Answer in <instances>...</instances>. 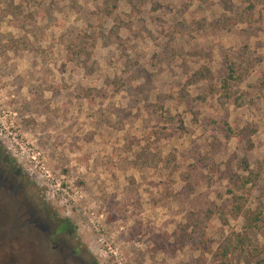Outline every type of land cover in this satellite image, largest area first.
<instances>
[{"label":"clouds","instance_id":"9594fccd","mask_svg":"<svg viewBox=\"0 0 264 264\" xmlns=\"http://www.w3.org/2000/svg\"><path fill=\"white\" fill-rule=\"evenodd\" d=\"M158 2L161 7L153 10L152 0H117L115 11L105 17L90 15L105 7L103 0H0V169L20 171L25 198L55 226L53 235L67 241L63 251L44 248L40 264H186L190 256L201 255L204 264H264V46L256 47L257 41L264 45V30L245 33L249 26L264 29V0H231L234 7L227 11L217 0ZM17 7L22 10L19 21L14 20ZM29 14L32 19H25ZM153 17L162 25L154 24ZM221 17L226 30L217 28L213 34L207 27L195 29L202 19L211 24ZM141 20L153 38L147 34L127 43L130 31L123 29L116 40L122 47H100L101 27L107 36L113 25L131 22L134 32ZM89 23L93 27H87ZM180 23L187 30H180ZM69 24L70 36L65 33ZM70 43L78 47L69 51ZM165 44L176 54L157 64L150 57L163 55ZM205 45L212 49L211 62L179 55ZM221 48L233 65L231 89L239 99L234 103L229 96L225 101L232 133L219 139L229 156L235 153L246 159V168H237L234 161L233 170L247 182L232 193V198L240 199L230 203V222L216 232L206 252H192L184 244L173 252L169 245L180 235L178 225H184L174 198L180 189L165 179L161 164L142 167L137 159L145 143L155 140L154 129L142 127L148 112L141 101L136 106L140 116L130 124L119 121L113 109L128 107L125 88L144 83L126 68L127 58L153 74L149 102L155 104L160 92L171 93L173 99L163 109L181 113L186 125L191 114L185 113L184 103H176L177 82L190 96H204L198 119L223 115L216 103L221 93L214 92L209 99L206 80L186 84L201 66L215 71ZM86 56L88 64L96 62L91 73L81 63ZM181 62L187 64L186 72L177 67ZM61 64L63 72L57 71ZM188 126L200 134L198 125ZM246 126L252 130L244 139L238 131ZM129 133L148 139L129 148ZM165 146L169 142L161 140L160 150ZM161 180L164 183L156 186L149 183ZM153 236H162L164 242ZM12 243L0 233V249Z\"/></svg>","mask_w":264,"mask_h":264},{"label":"rangeland","instance_id":"374dc122","mask_svg":"<svg viewBox=\"0 0 264 264\" xmlns=\"http://www.w3.org/2000/svg\"><path fill=\"white\" fill-rule=\"evenodd\" d=\"M103 2L105 7L103 9H98L97 13H91L90 15L102 14L105 17H110L118 6L117 0H103ZM129 2L143 3L144 0H129ZM152 2L153 10L161 7L158 0H152ZM201 2L203 3L205 0H201ZM217 2L225 11L234 7L231 0H217ZM109 4L111 8L108 7ZM166 10L170 11V9ZM21 11L22 10L18 7L14 9V20L19 21ZM108 11L111 12L110 15L107 14ZM248 11L250 15V8ZM0 18H2V13H0ZM25 19L31 20V14ZM152 21L156 25H162V21L158 17H153ZM105 22L107 21L105 20ZM101 24H103V21H101ZM139 24V30L131 32V28L133 27L131 22H121V24L113 25V27L108 30L107 36H105L103 27H101L100 33H98V43L100 47L104 49L108 48L109 45H113L117 48L122 47L123 45L117 44L116 40L119 41V32L123 29H128L130 31V37L125 38L127 43H131L133 40L139 41L143 38L142 36L147 34L149 38H153L147 25H144L142 20ZM19 26L23 27V23H19ZM194 26L197 31L207 27L213 34H216L215 30L217 28L227 29L223 17L219 20H214L211 24H207L202 19L200 22L195 23ZM72 27L73 25L69 24L65 29V33L69 32ZM87 27L91 28L93 25L89 23ZM97 27L100 26L98 25ZM177 27L180 30H187V26L183 23L178 24ZM262 30L264 29H252L251 26H249V28L245 30V33L247 35H255ZM159 34H164L162 27ZM68 35L70 36L71 32H69ZM63 39L64 37H61V40ZM172 39L173 37L169 36V41ZM79 40L80 44L84 43V37H80ZM262 46L264 45L257 41L256 47L260 48ZM67 47L69 51H72V49L78 47V45L70 43ZM133 47H135V45H133ZM50 48L51 45H49V49ZM82 50L83 49H81V51ZM175 54L176 51L171 49L168 44H165L163 55L153 53L150 59L159 64L167 61ZM179 55L195 56L197 61L204 59L211 62L212 49L210 46L205 45L200 48H194L190 53L181 51ZM220 55L222 59L219 61L214 72L206 66H201V68L192 73L188 81H186V84L206 80L208 82L206 87L209 99H211L214 92L218 91L221 93L216 103L223 108V115H217L215 117L206 115L198 119L200 117L201 106L204 104V96H190L186 89L180 87L179 82H177L178 92L176 93V103H184L185 113L191 114V119L186 125L181 113L177 112L175 115H172L166 109H163V105L173 99L171 93L160 92L156 95L155 104L149 102L148 93L154 87L152 83L153 74L143 66L137 65L135 61L127 60V58L126 68L133 69L134 78H143L144 83L141 87L136 89L130 87L125 88V91L130 97L128 107L113 109L119 121L123 122L126 120L129 121L130 124L140 116V108L136 106L140 104L141 101H143V110L148 112V118L144 120L142 127L154 129L151 135L155 137V140L151 143H145L144 147L137 154V159L141 161L142 167L155 168L157 164H161L164 171L167 173L165 179L170 181L176 188L180 189L175 193L174 198L180 203L179 211L183 213L182 219L184 225H178L180 235L175 244L169 245V250L173 252L177 245L183 246V244L192 252L197 250L201 251L202 254L206 252L211 246L216 232L224 230L225 226L230 222L228 211L230 209V203L235 205L236 201L240 199V197L232 198V193L236 188L242 187V184L247 182L246 178H241L233 170L234 161L236 162L237 168H246V159L238 158L235 153L229 156L227 154L226 145L221 142L223 137L227 139L232 133V129L229 128L227 123L228 110L224 107L225 101L228 100L229 96H232L234 97L233 102L235 103L239 97H236L235 92L231 89V82L235 80L234 76L227 80L226 84L223 82L228 72L227 67L231 63L228 61L227 54L222 48L220 49ZM240 58H243L242 54ZM87 61L88 57L86 56L85 60L81 62L85 65L86 73L95 71L96 62L93 61L91 64H88ZM33 67H35V62H33ZM177 67H180L184 72L188 70L187 64L184 62H181ZM64 68L65 66L61 64L59 68H57V71L63 72ZM46 71L48 73L51 72L50 69ZM169 71L171 72L172 70L169 69ZM172 74L175 75L174 72ZM213 81L219 84V88L214 86ZM125 83L127 82L125 81ZM201 91H203V89H201ZM54 94L58 95V93ZM208 107L214 108V105L208 103ZM133 108H136L135 113L132 111ZM160 111L163 112V115L156 114ZM236 123L238 124L239 120H237ZM188 125H198L201 129L200 134L196 135V129ZM251 130L250 127L246 126L243 129H239L238 134L246 139ZM205 133H208V139H205ZM141 139L147 141L148 138L146 136L136 137L130 133L126 134V146L130 148L133 145H138ZM161 140L169 142V146H165L162 151L160 150ZM249 147H251V145H249ZM151 148H156V151H151ZM14 170L19 174L18 180L22 184L20 171L15 168ZM255 182L258 183V180ZM149 183L152 186H156L157 183L163 184L164 181H150ZM165 187L167 188V185H165ZM22 190L24 191L23 187ZM7 201V198L0 194V233L10 238L13 243L6 249H0V253H2L0 254V264H34L30 247L21 240V236L18 235V233L9 229L11 225L12 208L9 207ZM213 229H215V231H212ZM153 239L160 243L164 242L162 236H153ZM5 243L7 244L8 241L6 240ZM186 264H204V257L203 255L190 256Z\"/></svg>","mask_w":264,"mask_h":264},{"label":"flooded vegetation","instance_id":"af4514ba","mask_svg":"<svg viewBox=\"0 0 264 264\" xmlns=\"http://www.w3.org/2000/svg\"><path fill=\"white\" fill-rule=\"evenodd\" d=\"M18 175L14 168L0 169V194L7 198V204L12 208L9 229L18 233L30 247L34 264H40L44 248L63 251L67 241L53 235L55 226L25 198Z\"/></svg>","mask_w":264,"mask_h":264},{"label":"trees","instance_id":"16d2710c","mask_svg":"<svg viewBox=\"0 0 264 264\" xmlns=\"http://www.w3.org/2000/svg\"><path fill=\"white\" fill-rule=\"evenodd\" d=\"M107 14L108 15H110L111 14V12H107ZM227 75H226V77H225V79H224V84H226L227 83V80H229V79H231V78H233V76H234V74H233V72H234V69H233V66H232V64H229L228 65V67H227Z\"/></svg>","mask_w":264,"mask_h":264}]
</instances>
